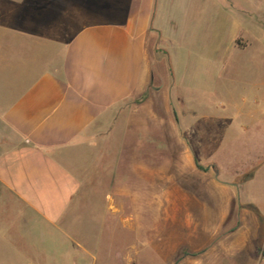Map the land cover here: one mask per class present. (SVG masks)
<instances>
[{
  "label": "crops",
  "instance_id": "1",
  "mask_svg": "<svg viewBox=\"0 0 264 264\" xmlns=\"http://www.w3.org/2000/svg\"><path fill=\"white\" fill-rule=\"evenodd\" d=\"M156 3L0 0V264H116L117 247L103 251L85 238L80 243L74 238L81 227L90 232L98 223L103 224V234L116 227L118 245H129L119 264H143V250L154 243L139 238V219L157 218L163 226L161 237L170 222L187 229L192 218L197 219L190 213L168 216L164 211L173 203L197 204L198 197L182 190L184 185L176 186L182 195L166 193L161 208L159 197L147 194L146 189L159 185L175 186L170 183L175 171L185 178L198 177L194 187L206 189L213 200L224 192L225 219L241 214L235 192L215 184L214 170L218 176L225 170L216 159L200 162L188 144L179 153L172 147L163 150L178 157L177 165L173 162L169 169L164 163V175H159L160 150L153 141L157 133L165 134L160 131L164 121L154 107L160 90L152 84L155 72L147 49ZM263 103L264 95L254 96L252 102L243 99L238 113L253 121ZM171 112L168 123L177 133L173 140L184 141L180 122ZM118 129L124 139L116 148L112 140ZM115 151L116 164L109 166ZM92 156L95 161L89 160ZM196 162L207 171L199 170ZM250 166L234 171L228 186L236 189L254 180L262 167ZM252 170L253 176L244 181V174ZM84 187L95 190L84 192ZM102 187L117 191L104 194ZM131 188L135 195L128 194ZM96 194L104 196V213L96 219L88 213L85 218L78 210L88 207ZM205 200L199 213L209 208ZM130 202L135 204L132 211ZM37 229L42 235L47 230L63 236L68 232L72 244L62 254L50 255L43 254L46 247L24 245L22 239L37 234ZM238 229L232 225L227 235L238 234ZM221 234L219 230L213 239Z\"/></svg>",
  "mask_w": 264,
  "mask_h": 264
},
{
  "label": "rangeland",
  "instance_id": "2",
  "mask_svg": "<svg viewBox=\"0 0 264 264\" xmlns=\"http://www.w3.org/2000/svg\"><path fill=\"white\" fill-rule=\"evenodd\" d=\"M263 4L264 0H157L147 49L155 72L152 84L160 90L154 107L164 121L160 131L165 134L157 133V139L153 141L160 150L159 175H164V163L170 165L169 169L173 162L177 165L178 157L171 150L167 153L163 150L172 147L175 153H179L180 147L185 148L188 144L200 162L207 164L216 159L220 168L225 170L219 176L214 170L215 184L220 183L224 189L235 192L241 214L225 219L226 198L221 197H225L224 192L213 200L206 195V189L194 187L199 183L198 177L185 178L175 171L176 178L170 182L175 186L159 185L158 188L146 189L147 194L158 196L161 208L162 197L168 192L172 196L182 195L181 188L176 186L184 185L186 187L183 186L182 190L193 194V198L198 197L197 204L192 202L180 206L173 203L165 205L164 211H169L168 216L190 213L197 219L192 218V227L187 229L176 225L179 222H170L168 232L162 237L163 226L157 218L139 219L136 227L139 238L143 242L154 243L153 248L143 250V264H264V103L259 106L253 121L238 113L243 99L252 102L254 96L263 98L264 95ZM171 110L180 122L184 141L173 140L176 131L168 123L173 116ZM122 138L124 133L120 134L118 129L112 140L114 147L121 145ZM116 155L115 151L109 166H115ZM92 158L96 160L94 156L89 160ZM252 163L262 167L255 179L236 189L230 188L229 178L234 171L244 170L243 166L249 167ZM78 174L82 176L83 172L78 170ZM253 174V170L245 173L242 179H250ZM82 182L86 184L84 180ZM108 182L105 181L106 185ZM103 189L99 191L104 194L110 190L117 191V188ZM218 189L216 186L215 190ZM87 190L92 193L95 189L83 188L84 192ZM135 190L128 189V194L135 195ZM205 197L209 208L199 213L198 208L206 201ZM91 198L88 207L78 212H82L85 218V214L91 213L96 219L104 213V196L96 194ZM79 204L76 201V205ZM134 206V202L128 203L130 211ZM158 214L159 217L163 215ZM148 225L154 227L153 231L150 232ZM232 225L238 226V234L228 236L226 231ZM102 226L101 223L91 225L90 232L81 227L80 235L73 236L78 243L82 237L92 247L98 248L99 245L103 251L117 247L115 258L119 264L129 245H118L116 227L103 234ZM219 230L223 234L213 239ZM36 232L25 236L21 242L46 247L43 254L50 255L54 251L62 254L61 250L66 251L72 244L73 238L68 232H64V236L51 230H47L45 235L39 233V229ZM179 244H183L185 249H179ZM165 245L167 247L163 249ZM8 252V258L12 257L14 253Z\"/></svg>",
  "mask_w": 264,
  "mask_h": 264
},
{
  "label": "trees",
  "instance_id": "3",
  "mask_svg": "<svg viewBox=\"0 0 264 264\" xmlns=\"http://www.w3.org/2000/svg\"><path fill=\"white\" fill-rule=\"evenodd\" d=\"M196 166L201 171H207V169H205L204 167H202L201 165H199L198 162H196Z\"/></svg>",
  "mask_w": 264,
  "mask_h": 264
}]
</instances>
